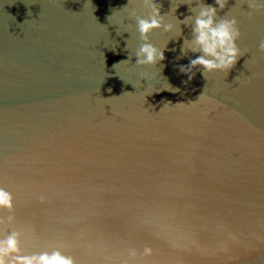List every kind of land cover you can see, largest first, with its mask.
<instances>
[{
    "label": "water",
    "instance_id": "water-1",
    "mask_svg": "<svg viewBox=\"0 0 264 264\" xmlns=\"http://www.w3.org/2000/svg\"><path fill=\"white\" fill-rule=\"evenodd\" d=\"M207 5L236 63L182 71ZM0 189L21 255L264 264V0H0Z\"/></svg>",
    "mask_w": 264,
    "mask_h": 264
},
{
    "label": "clouds",
    "instance_id": "clouds-1",
    "mask_svg": "<svg viewBox=\"0 0 264 264\" xmlns=\"http://www.w3.org/2000/svg\"><path fill=\"white\" fill-rule=\"evenodd\" d=\"M146 3H151V0H146ZM225 3L226 0H216V4L221 8ZM154 13L151 19H140L138 22L139 30L145 37L151 30L161 26V21L158 19L159 9L154 7ZM216 15L215 6L200 7L193 28L194 39L188 43V48L201 52L202 55L192 59L190 66H181L182 71H191L192 68L201 65L211 72L230 68L236 63L239 55V49L235 43L239 36L236 22L227 19L217 21ZM172 27L171 24L166 26L168 30ZM138 55L144 57L141 63H155L158 56L161 60L164 59V54L151 44H144ZM3 207L11 208L12 202L10 194L0 189V208ZM20 251L17 234L10 235L6 240H0V264H75L71 257L64 256L59 251L30 256L21 255ZM145 252L150 254L151 249H145ZM14 253L15 256H13ZM8 257H11V260L6 259Z\"/></svg>",
    "mask_w": 264,
    "mask_h": 264
}]
</instances>
